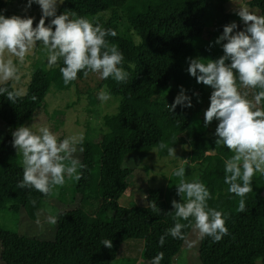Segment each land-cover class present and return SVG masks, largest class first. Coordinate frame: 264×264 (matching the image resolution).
<instances>
[{
    "label": "trees",
    "instance_id": "trees-1",
    "mask_svg": "<svg viewBox=\"0 0 264 264\" xmlns=\"http://www.w3.org/2000/svg\"><path fill=\"white\" fill-rule=\"evenodd\" d=\"M231 1H64L58 14H75L90 21L111 14L108 20L95 23L117 33L115 37H106V41L122 52V66L129 75L125 82L118 83L112 77L102 78L98 72H89L85 77L81 71L75 81L65 85L60 61L59 66L51 68L36 66L25 94L15 89L12 80L0 83V87L19 93L15 103L0 96V121L6 129L0 137V214L7 211L17 218L24 210L31 220H36L47 199L58 196L61 200V209L54 214L57 218L54 239L30 237L18 229L0 225V255L5 264H117L121 262L119 253L125 242L143 245L140 264H151L160 252L164 254L161 264H173L186 242L195 235L200 264H264V176H253V191L245 197L247 212H237L239 197L228 193L223 182L224 160L233 153L217 144V138L204 126L203 105L193 93H205L207 86L197 83L187 72L189 58L220 57L210 42L222 34L224 25L242 21L236 13L227 11ZM248 4L264 15V0H248ZM211 5L214 18L209 20ZM0 10L8 16L17 14L8 10L4 0H0ZM122 20L126 21L125 25ZM36 24L34 21L33 26ZM218 48L223 50L222 46ZM181 85L192 96L193 107L177 106L172 113L166 105L174 101ZM53 86L58 90L75 87L77 94L87 97L96 112L101 90L121 97L118 112L103 118L106 130L90 121L85 138L74 145L79 148H74L72 156L85 167L79 181L72 179L76 181L72 200L59 192L62 187L52 189L47 195L17 187L23 178V167L21 156L12 146L11 132L32 120L37 110L47 105ZM239 90L246 92L253 102L259 91ZM257 107L264 110V100ZM197 123L204 129H199ZM160 142L175 149L189 143V163H199L200 174L196 178L212 195L208 206L226 216L229 233L219 242L202 238L190 218L191 222L181 221L188 225L182 230L185 238L168 235L161 247L160 236L174 225L169 214L174 209L162 189H149L143 203L128 206L122 202L130 187V177ZM158 154L168 156L166 150ZM104 239L112 240L111 248L101 244Z\"/></svg>",
    "mask_w": 264,
    "mask_h": 264
},
{
    "label": "clouds",
    "instance_id": "clouds-1",
    "mask_svg": "<svg viewBox=\"0 0 264 264\" xmlns=\"http://www.w3.org/2000/svg\"><path fill=\"white\" fill-rule=\"evenodd\" d=\"M63 2V0H61ZM38 4L42 11L39 22L33 26L35 17L13 14L8 16L0 10V54L16 58L23 64L34 46L42 45L41 51L47 57L48 67L57 66L65 85L75 81L81 71L86 77L89 72H98L102 78L112 77L116 82H125L129 73L123 69V54L106 37H115L112 29H104L88 18L57 14L53 0H27L26 8ZM237 15L241 18L243 30L235 21L223 26V32L210 47L220 44L223 55L219 58H189L187 72L196 78L197 83L210 86V105L204 112V126L218 121L214 135L216 143L224 146L233 155L224 160V178L227 192L239 197L236 211L247 212L245 197L253 191V176H264V110L257 107L264 100V16L256 15L245 7H240ZM51 19L49 20V18ZM48 20V23L45 21ZM12 59L0 62V78L7 80L14 75ZM240 88L259 89L254 102L242 93ZM199 102V93H193ZM0 96L15 103L19 93L0 87ZM98 98L104 102L110 93L101 90ZM35 99V97H33ZM177 106L193 107L192 96L184 86L171 104L166 107L172 113ZM12 146L21 156L23 178L18 182L20 189H35L49 194L55 187H63L67 179L79 181L85 165L73 158L74 148L70 140L58 142L57 136L47 126L34 128L33 125H20L11 132ZM166 150L168 157L177 158L175 147L160 142L152 151ZM81 151L83 149L81 148ZM178 178L177 193L181 200H173L170 211L174 225L160 236L159 244H165V237L184 239L182 231L188 225L181 221L194 220V228L200 236L210 237L219 242L229 233L226 216L221 210L208 206L212 199L207 186L199 178L189 179L186 170L180 165L174 170ZM153 210L156 204L152 205ZM56 217L50 215L48 223L55 224ZM191 222V221H190ZM111 248V239L101 241ZM163 252L157 253L151 264H161Z\"/></svg>",
    "mask_w": 264,
    "mask_h": 264
},
{
    "label": "rangeland",
    "instance_id": "rangeland-1",
    "mask_svg": "<svg viewBox=\"0 0 264 264\" xmlns=\"http://www.w3.org/2000/svg\"><path fill=\"white\" fill-rule=\"evenodd\" d=\"M7 3V8L10 12H16L21 16H32L35 17L34 21L39 22L42 11L38 4L33 3L31 8H26L27 0H4ZM61 0H53V8L57 11L62 8L64 3ZM240 7L247 8L250 12L261 15V11L257 8L250 7L248 0H232L227 6V11L231 13H236ZM213 6H210L209 20H212L213 17ZM72 16V15H68ZM110 13H105L103 16L95 18L93 22H99L101 20H108L110 18ZM51 17L49 18V20ZM48 23V20L45 21ZM125 20H122V24L125 25ZM238 28L234 31L243 30V22H236ZM135 36L134 33H130ZM213 39V36L210 35ZM135 39L138 40V37L135 36ZM214 40V39H213ZM216 40V39H215ZM217 48L219 56L222 55L223 50H219L218 47H221L220 44H214ZM42 45L38 46V43L34 46L31 52L26 56L25 62L19 64L16 62L15 57H11L7 54H0V62H4L7 59H12L14 64V75L7 80L0 78V83L12 80L13 86L21 94H25L28 88V84L32 80V76L36 66L44 65L46 68L47 57L41 51ZM60 65L58 61L57 66ZM55 67V66H54ZM106 90V89H103ZM211 87L207 86L205 88V93H199V103L203 105V123H204V112L210 105V95ZM120 96L110 95V99L102 102L100 100L97 108L98 112L93 110V105L85 96H79L76 92V88H70L66 90H58L56 87H52L50 93L47 96V105L45 107L37 110L34 118L27 122L25 125L31 126L34 128H39L41 126H47L50 130L57 136L58 142L61 139H69L70 147L79 148L77 145L83 138L86 136L87 124L90 121L94 120V125L97 124V127L106 130L104 126V116L106 114H114L118 112ZM197 100V97H196ZM199 129H204L197 123ZM218 121H213L209 126V133L212 137L217 138L214 133ZM6 129L2 121H0V137L4 134ZM177 158L173 157H160L158 153L151 151L148 156L140 163L138 166V171L135 172L129 179L130 187L122 198V202L126 205H131L134 203H143L146 201L147 191L152 188L162 189L167 197V200L172 203L173 200H181V196L177 193L176 183L178 178L174 176V170L183 165L186 170V177L189 179H195L200 174V165L199 163H189L188 156L190 145L185 143L178 146L176 149ZM22 159V157H21ZM66 184L59 190L62 191L67 197L72 200V192L75 186L76 181L72 179H67ZM57 187L53 188L54 191ZM60 199L57 197H52L46 200V206L42 209L36 220H31L24 210L21 211L19 217H15L14 214L9 212H2L0 214V225L7 227L8 229H18L21 234L28 235L30 237H39L42 239H54L56 234L57 222L53 225L48 223V217L50 215L55 216L57 209H61ZM57 220V218H56ZM18 225V228H17ZM199 233V231L197 230ZM199 235V234H198ZM198 237V236H197ZM196 235L191 236V240H188L181 253L177 256L173 264H200L199 263V252H198V243L196 245ZM2 246L0 242V254ZM143 245L140 243H123L122 249L119 253V261L117 264H140L143 260ZM0 264H5L1 260L0 255Z\"/></svg>",
    "mask_w": 264,
    "mask_h": 264
}]
</instances>
